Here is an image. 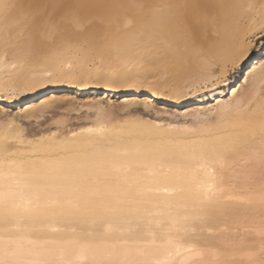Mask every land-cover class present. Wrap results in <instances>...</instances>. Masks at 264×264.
<instances>
[{
    "label": "bare ground",
    "instance_id": "1",
    "mask_svg": "<svg viewBox=\"0 0 264 264\" xmlns=\"http://www.w3.org/2000/svg\"><path fill=\"white\" fill-rule=\"evenodd\" d=\"M10 2L13 7L0 16V112H17L0 121V148L13 145L10 154L0 151V172L17 174L16 188L30 165L40 163L36 156L128 136L164 138L191 149L222 118L260 108L264 42L253 48L264 28V0ZM70 94L80 108L94 112L87 124L69 128L60 118L55 130L28 131L19 121L43 118ZM135 104L180 113L190 122L117 116ZM262 152L264 145L242 141L230 158L198 165L196 179L218 204L208 220L198 219L195 185L168 184L167 193L161 185L148 203L130 205L126 214L90 210L0 222V241L23 237L31 254L22 258L58 264H264ZM32 239L40 245H30Z\"/></svg>",
    "mask_w": 264,
    "mask_h": 264
},
{
    "label": "snow or ice",
    "instance_id": "2",
    "mask_svg": "<svg viewBox=\"0 0 264 264\" xmlns=\"http://www.w3.org/2000/svg\"><path fill=\"white\" fill-rule=\"evenodd\" d=\"M12 7L10 0H0V16H6ZM38 7L47 10L68 6ZM259 35L264 38V28ZM252 38L255 39L256 34ZM258 66L264 69V63ZM221 68L222 65H217L215 72L220 73ZM222 120L210 131L201 133L191 149L186 144L164 138L128 136L124 140L97 142L89 149L36 156L34 159L40 163L30 165L21 188L15 187L17 174L0 172V222L6 224L19 216L31 219L48 213L90 210L101 214H126L130 205L148 203L161 191V185L167 193L168 184L195 185L200 193L198 219L208 220L218 211V204L213 192L196 179L198 165L220 157L230 158L241 148L242 141L264 145V94L258 111H250L242 118ZM12 147L9 143L0 151L10 154ZM189 150L192 156L187 155ZM261 157L264 158V152ZM28 243L39 246L41 241L32 239ZM23 244L24 238L19 236H9L6 244L0 241V264H58L56 260L22 258L31 254V249L26 252ZM97 264L140 262L107 259Z\"/></svg>",
    "mask_w": 264,
    "mask_h": 264
},
{
    "label": "rangeland",
    "instance_id": "3",
    "mask_svg": "<svg viewBox=\"0 0 264 264\" xmlns=\"http://www.w3.org/2000/svg\"><path fill=\"white\" fill-rule=\"evenodd\" d=\"M263 42H264V38H258L255 41L253 51H255L258 47H260ZM238 72H239V68L235 69L234 74H237ZM71 95L74 96V94H70L68 97H66V99L64 101V102L67 101L66 103H63V102L57 103V107H55V109L52 108L51 109L52 111L49 110L47 113H45L46 115H44L43 118L42 117H40L38 119L35 118L36 120L35 119H31V120L26 119L27 121L24 118H19V121L24 125L25 129L28 131L55 130L58 127V125L55 123V121L60 119V118H65L67 120L66 124L69 128H76L80 125L87 124L90 121L89 116L93 115L94 112L89 111L90 112V114H89L87 109L80 108L78 106L79 105L78 101L74 100ZM69 98H72L73 100L69 99ZM111 98H112V101L114 102L115 105L120 103V101L118 100V97H116V96L112 97L111 96ZM71 101L76 104V105H74L75 107L72 105L70 106V103H72ZM68 102H70V103H68ZM58 104H60V105H58ZM67 104H68V106H67ZM103 104L106 105L107 102L104 101ZM66 107H68V109ZM172 110H174V109H172ZM16 112H17V110H15L14 108L9 109V111L6 113L0 112V121L6 119V117H8V116L9 117L15 116ZM180 112H183V110H181ZM138 114L145 116V117H151V118L159 117L165 122H169L170 119H171V121L175 120L174 117H178V118H176V120L177 121L179 120V122H181V123L190 122L189 118L185 119V118L181 117L180 113H178V115H176V114H174L173 111H169L168 112L169 115H168L167 113H165L163 110L159 109L158 107L156 109H153V108L147 109V108H145V106L143 104H135L134 106L127 108V110L124 112L123 111L117 112V116H120V117H124L127 115H138ZM169 116H170V118H169ZM168 119H169V121H168Z\"/></svg>",
    "mask_w": 264,
    "mask_h": 264
}]
</instances>
